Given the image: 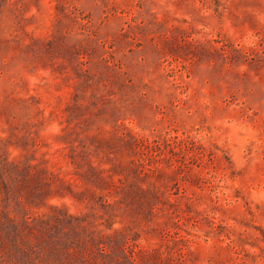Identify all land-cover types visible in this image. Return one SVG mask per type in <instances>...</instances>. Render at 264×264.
Listing matches in <instances>:
<instances>
[{"label": "rangeland", "instance_id": "obj_1", "mask_svg": "<svg viewBox=\"0 0 264 264\" xmlns=\"http://www.w3.org/2000/svg\"><path fill=\"white\" fill-rule=\"evenodd\" d=\"M0 264H264V0H0Z\"/></svg>", "mask_w": 264, "mask_h": 264}]
</instances>
